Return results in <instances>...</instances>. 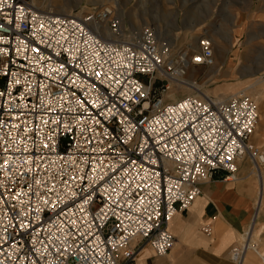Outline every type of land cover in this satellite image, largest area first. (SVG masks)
<instances>
[{"label": "built area", "instance_id": "1", "mask_svg": "<svg viewBox=\"0 0 264 264\" xmlns=\"http://www.w3.org/2000/svg\"><path fill=\"white\" fill-rule=\"evenodd\" d=\"M127 30L108 6L62 16L0 0V264H125L142 244L164 258L205 184L264 166L251 97L172 90L214 65L209 39L195 50ZM251 226L235 264H264Z\"/></svg>", "mask_w": 264, "mask_h": 264}, {"label": "rangeland", "instance_id": "2", "mask_svg": "<svg viewBox=\"0 0 264 264\" xmlns=\"http://www.w3.org/2000/svg\"><path fill=\"white\" fill-rule=\"evenodd\" d=\"M27 1L43 12L54 13L69 11L72 14L93 7H112L130 33L137 34L141 28L151 27L156 32H163L162 37L158 35L161 42L177 47H194L193 36L199 37L198 40L206 37L213 41L215 64L211 67H194L187 78L213 98L228 96V99L237 93L247 95L258 105V115H264V0ZM172 90H179L178 96L192 94L190 89L177 85ZM223 91L224 95L219 96ZM259 121L260 118L258 126ZM252 143L264 151V137L260 128L255 129ZM244 162L256 180L252 165L248 160ZM258 217L257 222H261L260 211ZM263 234L253 238L261 249H264Z\"/></svg>", "mask_w": 264, "mask_h": 264}, {"label": "crops", "instance_id": "3", "mask_svg": "<svg viewBox=\"0 0 264 264\" xmlns=\"http://www.w3.org/2000/svg\"><path fill=\"white\" fill-rule=\"evenodd\" d=\"M259 122L256 128L264 137L263 114ZM216 177L202 187L201 196L188 211L176 214L171 221L169 231L175 244L166 257H157L149 245L142 244L134 260L125 264H235L230 260V251L249 228L256 210L257 217L261 213V222H256L252 237L264 232V196L257 207L261 183L250 175L246 162L239 166L237 181L223 182V175ZM205 226L209 227L208 233L202 231ZM262 237L264 246V234ZM242 264L262 263L255 253L248 252Z\"/></svg>", "mask_w": 264, "mask_h": 264}, {"label": "bare ground", "instance_id": "4", "mask_svg": "<svg viewBox=\"0 0 264 264\" xmlns=\"http://www.w3.org/2000/svg\"><path fill=\"white\" fill-rule=\"evenodd\" d=\"M32 7L34 8V9H36V10H38V11H41L40 10V8H38L37 7V5L36 6H34V5H32ZM41 12H43V11H41ZM47 13H53V14H55V15H62V16H70L71 15V12H69V11H62L61 13H54V12H47ZM158 35L160 36V37H162L163 36V32H161V31H158ZM138 36V33L137 34H134V33H130V31H126V37H128V38H131V39H135L136 37ZM198 38L199 37H196V36H193V39H194V47H192V46H190L192 49H197V44H198ZM212 43H213V41L212 40H210ZM214 64H215V62H214ZM214 66V65H213ZM190 82V81H189ZM187 83V85H182V84H172L173 85V87L175 86V85H177V86H179V88L180 87H186V88H188V89H190L191 91H192V94L193 93H199V96H209V94L208 93H203L202 92V90L199 88V87H197L196 86V84L194 83H192V82H190V83H188V82H186ZM172 87V88H173ZM239 94H242V93H237L236 95H239ZM172 95V94H171ZM189 95H191V94H189ZM224 95V91L223 92H220V94H219V96H223ZM231 96H234V95H231ZM210 97V96H209ZM228 97V96H227ZM226 97V98H227ZM215 98V97H214ZM226 98H224V97H222V98H215V100L216 101H225L226 100ZM259 118L261 119V114L259 115ZM256 175V178H257V180L259 181V183H261V186H260V189H259V192H258V202H257V207H258V205H259V202L261 201V199L263 198V196H264V183H263V171H262V169H261V171L259 172V174L257 175V174H255ZM256 222H257V210L255 211V213H254V215L252 216V219H251V223H252V226H251V232H250V238H251V240L253 241V237H252V233H253V229H254V227H255V225H256ZM254 235H257V232H254ZM244 237L241 235V239H240V241L243 239ZM239 241V242H240ZM151 254V253H150ZM149 254V255H150ZM156 260V259H155ZM155 262V261H154ZM152 264V263H151Z\"/></svg>", "mask_w": 264, "mask_h": 264}]
</instances>
